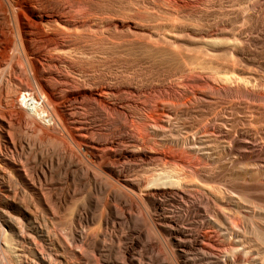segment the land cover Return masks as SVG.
Segmentation results:
<instances>
[{"label": "bare ground", "instance_id": "1", "mask_svg": "<svg viewBox=\"0 0 264 264\" xmlns=\"http://www.w3.org/2000/svg\"><path fill=\"white\" fill-rule=\"evenodd\" d=\"M71 256L264 264V0H0V264Z\"/></svg>", "mask_w": 264, "mask_h": 264}, {"label": "rangeland", "instance_id": "2", "mask_svg": "<svg viewBox=\"0 0 264 264\" xmlns=\"http://www.w3.org/2000/svg\"><path fill=\"white\" fill-rule=\"evenodd\" d=\"M29 108H30V107H29ZM34 110H35V109H32V107H31V109L28 110V114H30V115H27L29 119L26 118V120H27L26 122H27L28 127H32V128L34 127V124L36 123V122H35V119H36V121L38 120V118H36V117H38V115H39V114H36V113H38V112H37L36 110H35V111H34ZM31 111H32V112H31ZM30 112H31V113H30ZM33 112H35V113H33ZM26 114H27V113H26ZM35 114H36L37 116H36ZM27 116H26V117H27ZM29 116H31V117H29ZM33 117H35V118H33ZM30 118H31V119H30ZM30 120H31V122L34 120L35 123L32 122V123H33V124H32V123L30 122ZM28 123H29V124H28ZM30 123H31V124H30ZM27 125L23 124V126H24V127L26 126V128H27ZM29 125H30V126H29ZM48 226H49V224H48ZM51 226H52V225L50 224V227H51ZM74 249H77V247H75ZM79 249H80V247H78V250H77L78 253H79L80 250L82 251L83 248H81L80 250H79ZM87 251L90 252L91 250H87ZM84 252H86V251L84 250ZM91 253L94 254L93 252H90V254H91ZM69 258H70V257H69ZM76 258H77V259H76ZM74 259H75V260H74ZM78 259H79L78 256H76V257L71 256V258H70L69 260H70L71 262L73 261V262H72L73 264H80V262H79L80 260H78ZM63 264H64V263H63ZM66 264H67V263H66Z\"/></svg>", "mask_w": 264, "mask_h": 264}]
</instances>
